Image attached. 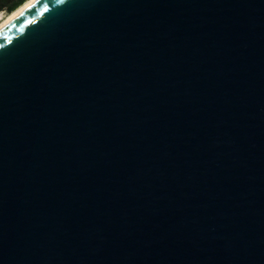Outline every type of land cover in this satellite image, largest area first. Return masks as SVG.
I'll return each instance as SVG.
<instances>
[{
  "label": "water",
  "instance_id": "1",
  "mask_svg": "<svg viewBox=\"0 0 264 264\" xmlns=\"http://www.w3.org/2000/svg\"><path fill=\"white\" fill-rule=\"evenodd\" d=\"M0 264H264V0L0 29Z\"/></svg>",
  "mask_w": 264,
  "mask_h": 264
},
{
  "label": "bare ground",
  "instance_id": "2",
  "mask_svg": "<svg viewBox=\"0 0 264 264\" xmlns=\"http://www.w3.org/2000/svg\"><path fill=\"white\" fill-rule=\"evenodd\" d=\"M36 1L37 0H28L25 4H23L21 7L16 9L14 12L8 14L7 16L0 14V29H2L5 25L11 22L14 18L20 15L23 11H25L27 8L33 5Z\"/></svg>",
  "mask_w": 264,
  "mask_h": 264
},
{
  "label": "trees",
  "instance_id": "3",
  "mask_svg": "<svg viewBox=\"0 0 264 264\" xmlns=\"http://www.w3.org/2000/svg\"><path fill=\"white\" fill-rule=\"evenodd\" d=\"M28 0H0V14L6 12L8 14L25 4Z\"/></svg>",
  "mask_w": 264,
  "mask_h": 264
},
{
  "label": "rangeland",
  "instance_id": "4",
  "mask_svg": "<svg viewBox=\"0 0 264 264\" xmlns=\"http://www.w3.org/2000/svg\"><path fill=\"white\" fill-rule=\"evenodd\" d=\"M1 14H3L4 16H7L8 15V13H6V12H2Z\"/></svg>",
  "mask_w": 264,
  "mask_h": 264
}]
</instances>
